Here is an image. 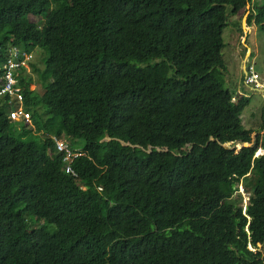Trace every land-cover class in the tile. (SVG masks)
<instances>
[{
  "label": "trees",
  "instance_id": "16d2710c",
  "mask_svg": "<svg viewBox=\"0 0 264 264\" xmlns=\"http://www.w3.org/2000/svg\"><path fill=\"white\" fill-rule=\"evenodd\" d=\"M240 9L264 30V0H0V64L43 49L18 83L41 135L0 96V264H264V138L226 145L255 128L214 71Z\"/></svg>",
  "mask_w": 264,
  "mask_h": 264
},
{
  "label": "rangeland",
  "instance_id": "374dc122",
  "mask_svg": "<svg viewBox=\"0 0 264 264\" xmlns=\"http://www.w3.org/2000/svg\"><path fill=\"white\" fill-rule=\"evenodd\" d=\"M262 0H256L257 4H259ZM247 7V5H246ZM242 10H238L235 15L236 17L233 19H238L241 23V15H243ZM246 16L247 11H244ZM232 17V16H231ZM30 20L33 19V15H30ZM245 20V19H244ZM228 22V21H227ZM244 27H233L225 24L222 28V46L220 48V55L223 61V68H215L214 71L217 76H221L223 79V84L228 87L234 94L231 97L235 99L238 97L239 93H244L248 96L247 104L242 108L240 112L241 124L244 127L255 128L249 132L251 140L249 142L250 145H253L255 139L254 136L258 133L257 143L261 142L264 138V128L258 129V125L264 117V91L260 89H264V30L260 29L258 24L250 20L247 24L244 22ZM229 27V28H228ZM229 30V31H228ZM243 38V39H242ZM246 49L249 51L246 53ZM34 62L40 65V57L38 54H43V49L37 47L34 50ZM37 53V54H36ZM245 59L246 63H250L252 68L258 74V86L250 88L243 83L242 72L240 70V66ZM27 74L34 77V73L31 72L30 68ZM33 83H29L28 87L32 88ZM37 90L40 91L38 85L35 84ZM29 123V124H28ZM27 126L29 127V132L25 131V133L21 134V137L27 138L35 135H41L40 130H35L34 126L27 121ZM19 128V127H17ZM28 129V128H27ZM258 130V131H257ZM257 131V132H256ZM26 134V135H25ZM24 135V136H23ZM52 135V134H50ZM66 140L67 138L64 137ZM67 141V140H66ZM74 143L77 147H80V139L75 138ZM226 145L231 146V143H226ZM238 143H235V148H238ZM264 153V149L262 147H257L254 154ZM237 190L241 193V203L242 208L248 197V192L243 189V185L238 184ZM247 247H251L247 244ZM257 248L259 249L260 255L264 258V242L258 243Z\"/></svg>",
  "mask_w": 264,
  "mask_h": 264
},
{
  "label": "built area",
  "instance_id": "2783aa9c",
  "mask_svg": "<svg viewBox=\"0 0 264 264\" xmlns=\"http://www.w3.org/2000/svg\"><path fill=\"white\" fill-rule=\"evenodd\" d=\"M23 58H27L28 54L22 52ZM17 50L13 49L12 53L7 57L6 61L0 65L1 73H0V94L4 92L8 95L14 96L17 99L18 104L14 107H11L8 111V118L10 120H22L28 121L29 120V113L27 110H24L21 106V92L19 87L15 86L14 83V74L16 75L17 72H13L12 69L19 65L20 63L23 64L22 60L17 61ZM243 82L247 84L258 85L257 80V73L253 70L251 65H248L244 69L243 73ZM54 141V149L57 152H62V159L67 160L69 155L74 156L75 151H71L70 148L67 146V142L60 137L52 136ZM70 160V159H69ZM65 170L71 172L70 166L67 164L65 165Z\"/></svg>",
  "mask_w": 264,
  "mask_h": 264
},
{
  "label": "clouds",
  "instance_id": "9594fccd",
  "mask_svg": "<svg viewBox=\"0 0 264 264\" xmlns=\"http://www.w3.org/2000/svg\"><path fill=\"white\" fill-rule=\"evenodd\" d=\"M13 49H16L17 50V55H18V57H17V61L18 60H22L23 61V64L22 63H20L19 65H17V66H15L13 69H12V71L13 72H17V74L15 75L14 74V78H15V80H14V85L15 86H17V87H19V89H20V92L22 91V86L21 85H19L18 83H19V79H21L23 76H25V77H27V76H31V75H29V74H27V72L29 71V61L30 60H32V61H34V55L30 52V51H25V50H19L17 47H15V46H11L10 47V49H9V51H8V56L10 55V53H12V51H13ZM22 52H24V53H26V54H28V57L27 58H23V56H22ZM33 57V58H32ZM7 59V58H6ZM6 61V60H5ZM4 61V62H5ZM3 63V62H2ZM1 63V64H2ZM0 64V65H1ZM248 65H251L250 63H246L245 62V59H243V62H242V64H241V66H240V70H241V72H242V74H241V76H242V79H243V73H244V69L248 66ZM252 66V65H251ZM17 69L21 72V74L17 71ZM254 70V69H253ZM255 71V70H254ZM256 72V71H255ZM0 73H1V68H0ZM257 73V72H256ZM19 77V78H18ZM257 80H258V74H257ZM29 83H31V82H29ZM28 83V84H29ZM33 83V82H32ZM244 83V82H243ZM28 84H26V86L28 87ZM245 85H247V86H249L250 88H256V87H253L252 86V84H247V83H244ZM254 86H258V85H254ZM34 87V86H33ZM29 88V87H28ZM260 90H262L263 91V89H260ZM5 93V92H4ZM4 93L3 94H0V96H3L4 95ZM24 109V108H23ZM25 110V109H24ZM29 118H30V116H29ZM20 121H22V120H20ZM29 121V120H28ZM25 122H27V121H25ZM53 136V135H52ZM60 138H62V137H60ZM64 139V138H63ZM65 140V139H64ZM66 141V140H65ZM67 142V141H66ZM74 151H75V155H77V154H79L80 153V151H79V149H77V148H74L73 149ZM74 155V156H75ZM99 187V186H98Z\"/></svg>",
  "mask_w": 264,
  "mask_h": 264
},
{
  "label": "water",
  "instance_id": "95a60500",
  "mask_svg": "<svg viewBox=\"0 0 264 264\" xmlns=\"http://www.w3.org/2000/svg\"><path fill=\"white\" fill-rule=\"evenodd\" d=\"M244 19H245V14L243 13V15L241 17V26L242 27L245 26V24H244L245 20ZM103 138L107 139L108 137H107V135H104ZM123 143H126V142H123ZM231 143H232L231 146H234L235 143H238L239 144L238 147H240L242 145H250L248 142H244V141L239 140V139H234ZM148 149H149V147H148Z\"/></svg>",
  "mask_w": 264,
  "mask_h": 264
},
{
  "label": "crops",
  "instance_id": "0c3cea01",
  "mask_svg": "<svg viewBox=\"0 0 264 264\" xmlns=\"http://www.w3.org/2000/svg\"><path fill=\"white\" fill-rule=\"evenodd\" d=\"M243 39V38H242ZM249 50L248 49H246V53L248 52ZM249 87V86H248ZM263 91H264V89H263Z\"/></svg>",
  "mask_w": 264,
  "mask_h": 264
}]
</instances>
